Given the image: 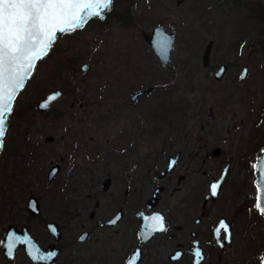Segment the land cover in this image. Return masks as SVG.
<instances>
[{
  "label": "rangeland",
  "instance_id": "rangeland-1",
  "mask_svg": "<svg viewBox=\"0 0 264 264\" xmlns=\"http://www.w3.org/2000/svg\"><path fill=\"white\" fill-rule=\"evenodd\" d=\"M127 6L129 20L116 17L113 11ZM157 24L174 34L166 65L142 35ZM210 39V62L203 65ZM263 41L264 0H113L104 19L93 17L81 29L58 34L7 121L0 150V264L13 263L1 242L10 223L28 226L40 242V214L30 213V194L48 204L53 193L74 192V179L89 177L92 169L88 151L98 153L99 171L104 159L129 151L125 161L140 163L138 176L146 178L141 186L150 189V179L160 175L148 172V164L160 163L159 171L178 150L176 172L185 170L187 184L199 185L200 196L229 165L215 204L227 216L233 212L237 228L234 243L215 264H261L264 215L255 205L256 161L264 149ZM222 63L228 68L217 79ZM151 68L153 76L147 74ZM148 86L150 91L130 99ZM54 88L62 95L41 111L37 101ZM49 134L54 138L46 141ZM56 162L61 169L48 183ZM22 249L13 264H34Z\"/></svg>",
  "mask_w": 264,
  "mask_h": 264
},
{
  "label": "flooded vegetation",
  "instance_id": "flooded-vegetation-1",
  "mask_svg": "<svg viewBox=\"0 0 264 264\" xmlns=\"http://www.w3.org/2000/svg\"><path fill=\"white\" fill-rule=\"evenodd\" d=\"M118 153L105 157L99 171L98 153L88 151L92 169H87L89 177L74 179V192L53 193L48 204L32 193L39 199L40 247L54 244L58 248L53 260L40 264H215L221 251L230 249L237 228L235 216L222 212L215 204L217 198L200 196L199 185H188L185 170L176 172L181 150L168 155L179 153L173 168L164 173L167 161L159 171L160 163L148 164V172L156 170L160 175L150 179V189L141 186L146 178L138 176L140 163L125 161L129 151ZM242 206L237 210L241 212ZM156 215L163 217L165 230L150 232V218ZM221 221L229 226L227 234L216 232ZM50 222L56 224L58 238ZM196 250L200 257L195 256ZM16 253L12 260L4 255L14 263Z\"/></svg>",
  "mask_w": 264,
  "mask_h": 264
},
{
  "label": "snow or ice",
  "instance_id": "snow-or-ice-1",
  "mask_svg": "<svg viewBox=\"0 0 264 264\" xmlns=\"http://www.w3.org/2000/svg\"><path fill=\"white\" fill-rule=\"evenodd\" d=\"M112 3L113 0H0V150L4 148L13 102L32 76L37 62L48 56L57 34L83 28L92 17H101ZM58 96L59 93L53 94L48 101H55ZM42 107L47 108L48 103ZM218 187L212 184L213 195ZM255 207L264 215V166L260 168ZM150 220V232L165 230L163 217L156 215ZM221 230L225 234L229 231V226L223 221L216 229L217 234ZM17 244L29 245L33 259L49 258L39 255V250L27 237L21 239L17 236H9L6 240L8 255H12ZM194 254L201 256L199 250Z\"/></svg>",
  "mask_w": 264,
  "mask_h": 264
},
{
  "label": "water",
  "instance_id": "water-1",
  "mask_svg": "<svg viewBox=\"0 0 264 264\" xmlns=\"http://www.w3.org/2000/svg\"><path fill=\"white\" fill-rule=\"evenodd\" d=\"M183 0H176L177 4H180ZM112 6V5H111ZM111 6L108 10H106L105 12L102 13L101 17H98L99 19H104L107 15V13L109 12V10L111 9ZM90 20V19H89ZM88 22V21H87ZM59 34V33H58ZM57 34V35H58ZM142 35L144 37V39L149 43V45L152 47V49L154 50V52L157 54L159 60L161 61L162 65H166L169 62L170 59V51L172 49V45H173V41H174V34L172 32H169L168 30H166L164 27H162L161 25H154L151 29L150 32L147 31H143ZM213 40L210 39L208 40V42L205 44V47L202 51V55H201V59H202V63L203 65H208L210 62V53L213 47ZM88 67V63L87 62H83L81 65V68L83 70H85ZM228 68V64L227 63H222L214 72V76L217 79H220L224 73L226 72ZM247 66L244 65L241 69V73H240V77H245L246 73H247ZM152 89V86H148L145 88H141L138 89L136 91H134L133 93L130 94V99L131 100H135L138 96H140L141 94H144L147 91H150ZM59 93L58 98L62 95L63 91L61 88H54V89H50L43 97H41L38 101H37V107L41 110L44 111L46 109H48L51 105V102L48 101V97ZM14 103V102H13ZM48 103V107L44 108L42 107L43 104ZM54 138L53 135L49 134L45 136V140H52ZM177 153L176 155H170L168 157L167 160V166L166 168L162 171V173L166 172L167 170H170L173 168L174 164L176 163L177 157H178ZM261 166H264V149L262 154L258 157L257 161H256V168H257V180H256V189H257V195H258V186H259V181H260V168ZM60 163L56 162L53 163L48 172H47V182H51L52 179L54 178V176L58 173V171L60 170ZM229 168V165H225L224 167H222L221 171L219 172V175L217 177H213L210 180L209 183V189L208 192L206 193V198L207 197H212V198H216L219 193H220V189L222 186V182L224 180V177L226 175V172ZM217 184L219 185V187L217 188L216 194L213 195L211 192V186L212 184ZM257 201V198H256ZM27 204H28V208L32 211V213L37 214L39 213V199L36 195L32 194L29 196L28 200H27ZM49 227L51 229L52 232L55 233L56 238H58L59 236V231L56 228V224L53 222L49 223ZM9 236H17L21 239L27 237L30 241H32V244L35 246L36 249L39 250V255H43V256H47L49 257L46 260H38V259H33L32 255L30 254L32 252V248L27 245V244H17L16 247L13 249L12 251V255H8L7 252V246H6V240ZM18 246H23L26 250V252L29 254V256L31 257V259L36 263V264H40V262L44 261V262H50L51 260H53L56 256V253L58 251V248L55 247L54 244L48 246L46 249H42L40 247V243L39 241L30 234L28 228L26 226L22 227L21 229H18L16 227H14L13 224L9 225L7 227V230L5 232V235L3 237V249H4V253L5 255L9 258V259H13L14 258V253L16 251V248ZM262 261H264V253L262 256ZM262 264V263H261Z\"/></svg>",
  "mask_w": 264,
  "mask_h": 264
},
{
  "label": "trees",
  "instance_id": "trees-1",
  "mask_svg": "<svg viewBox=\"0 0 264 264\" xmlns=\"http://www.w3.org/2000/svg\"><path fill=\"white\" fill-rule=\"evenodd\" d=\"M129 8H128V6L127 7H125V8H119L118 10H115V11H113L115 14H116V17H119L120 19H123V20H125V19H127V18H129L130 16H132L131 14H130V11L128 10ZM127 20H129V19H127ZM263 49H264V41H263ZM171 65H172V63H171ZM140 68H143V65H140ZM152 69V71H151V73H149V71H147V74H149L150 76H153V75H155L156 74V71L153 69V68H151ZM157 71H158V69L157 68H155ZM150 79H153V78H150ZM174 82H173V79H171V80H166V81H164V83H163V85H162V88H164V89H166L167 87H169L170 85H172ZM155 87V86H154ZM160 89V88H159Z\"/></svg>",
  "mask_w": 264,
  "mask_h": 264
}]
</instances>
